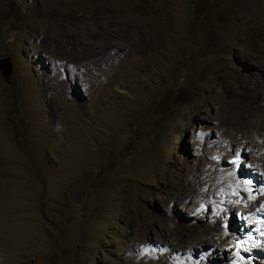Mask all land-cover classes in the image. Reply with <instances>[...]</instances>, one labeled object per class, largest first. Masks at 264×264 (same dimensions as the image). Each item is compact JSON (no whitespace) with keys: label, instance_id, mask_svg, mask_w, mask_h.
<instances>
[{"label":"rangeland","instance_id":"rangeland-1","mask_svg":"<svg viewBox=\"0 0 264 264\" xmlns=\"http://www.w3.org/2000/svg\"><path fill=\"white\" fill-rule=\"evenodd\" d=\"M2 58L0 264H264V0H0Z\"/></svg>","mask_w":264,"mask_h":264},{"label":"water","instance_id":"water-1","mask_svg":"<svg viewBox=\"0 0 264 264\" xmlns=\"http://www.w3.org/2000/svg\"><path fill=\"white\" fill-rule=\"evenodd\" d=\"M11 61L9 58L0 59V75L5 82H8L11 75Z\"/></svg>","mask_w":264,"mask_h":264},{"label":"bare ground","instance_id":"bare-ground-1","mask_svg":"<svg viewBox=\"0 0 264 264\" xmlns=\"http://www.w3.org/2000/svg\"><path fill=\"white\" fill-rule=\"evenodd\" d=\"M251 103V102H250ZM252 104H250V106H251ZM233 106V105H232ZM248 109H254V107L252 108V107H249L248 106V108H247V111H248ZM249 113V112H248ZM248 120V119H247ZM241 138V137H240ZM256 138V137H255ZM264 139V137L263 138H258V140L259 141H261V140H263ZM254 140V139H253ZM239 144L241 145V146H246L247 145V142L245 141V140H241L240 139V141H239ZM256 163V162H255ZM241 181V180H240ZM241 183V182H240Z\"/></svg>","mask_w":264,"mask_h":264},{"label":"snow or ice","instance_id":"snow-or-ice-1","mask_svg":"<svg viewBox=\"0 0 264 264\" xmlns=\"http://www.w3.org/2000/svg\"><path fill=\"white\" fill-rule=\"evenodd\" d=\"M237 160H239V157H237ZM248 183H251V181H248Z\"/></svg>","mask_w":264,"mask_h":264}]
</instances>
